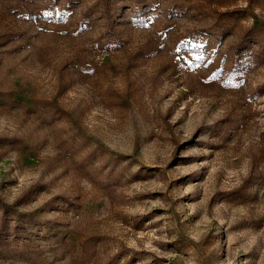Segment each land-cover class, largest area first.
<instances>
[{"label":"rangeland","instance_id":"rangeland-1","mask_svg":"<svg viewBox=\"0 0 264 264\" xmlns=\"http://www.w3.org/2000/svg\"><path fill=\"white\" fill-rule=\"evenodd\" d=\"M264 0H0V264H264Z\"/></svg>","mask_w":264,"mask_h":264},{"label":"trees","instance_id":"trees-1","mask_svg":"<svg viewBox=\"0 0 264 264\" xmlns=\"http://www.w3.org/2000/svg\"><path fill=\"white\" fill-rule=\"evenodd\" d=\"M255 43L256 40L251 31L236 43L229 76L234 72L244 73L264 62V50L255 48L253 46L256 45Z\"/></svg>","mask_w":264,"mask_h":264}]
</instances>
